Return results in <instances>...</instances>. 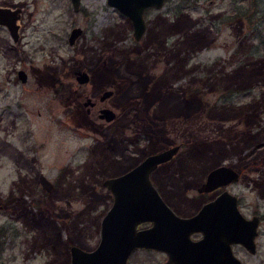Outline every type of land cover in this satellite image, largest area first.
<instances>
[{
	"label": "rangeland",
	"instance_id": "rangeland-1",
	"mask_svg": "<svg viewBox=\"0 0 264 264\" xmlns=\"http://www.w3.org/2000/svg\"><path fill=\"white\" fill-rule=\"evenodd\" d=\"M7 1L23 13L17 42L0 29V264H65L52 215L108 208L102 179L165 143L181 147L152 179L174 209L198 206L194 184L210 167L240 172L231 191L241 213L262 220L256 253L234 252L264 264V0H165L145 10L140 41L106 0H81L78 11L70 0ZM103 106L114 123L97 118Z\"/></svg>",
	"mask_w": 264,
	"mask_h": 264
},
{
	"label": "flooded vegetation",
	"instance_id": "flooded-vegetation-1",
	"mask_svg": "<svg viewBox=\"0 0 264 264\" xmlns=\"http://www.w3.org/2000/svg\"><path fill=\"white\" fill-rule=\"evenodd\" d=\"M213 2L214 0L209 1L210 4H213ZM80 3H81V0H80ZM0 8H10V9L19 8L20 9L19 19L21 18V15L23 13V9L21 7L16 6V5L15 6L10 5V3L7 0H4V1L0 0ZM79 9H80V4L78 7V10ZM19 19H17L16 21L17 24L19 25L18 39L13 40V38L11 37L14 42H17L20 37V32H19L20 24L18 22ZM72 28L70 29V31L72 30ZM0 29H3L7 33H9L8 28L4 24H0ZM70 31H69V34H70ZM19 70H23V69H18L16 71L17 78L20 80L18 76ZM78 71H85L89 75V73L84 69L75 70L73 75H74V79L77 82V84L79 85L88 84L90 82V75H89V80L87 83L80 84L76 80V72ZM24 73L26 74L25 71ZM26 80H27V74H26ZM25 82L21 81V83H25ZM106 90H112V89H106ZM106 90H104L101 93L99 97L100 101H104L105 99H107V98L101 99V96ZM84 105L85 106L88 105L91 108H95V102L90 97H86V100L84 101ZM90 107L87 108L88 109L87 112H89ZM104 108L112 109L109 106L101 107L98 110L97 118H99V114L101 110ZM112 110L116 113L114 109ZM116 116L113 119V121L110 123H107V125L114 123V121L116 120ZM100 120H103V119H100ZM104 145L103 144L101 145L102 149H105ZM168 146L170 145H167L165 147L156 148V150H151L143 158H145L149 154L161 151L167 148ZM27 151L28 153L30 152L29 150ZM31 155H30L31 157L34 156L33 154ZM34 158L35 156L32 159ZM171 159H169L166 162L158 163L157 166L149 174V178H150L152 185L155 187L159 196L167 205L168 203L163 199L162 194L160 193V190L154 184L152 177L156 172H158L162 168L164 164L170 162ZM140 161H138L136 164H134L130 168L128 169L126 168L124 171H122L119 174L104 177L102 179V182L106 178L117 177L129 171L130 169L135 167L137 164H139ZM218 166L220 165L210 167L206 172L201 173V176L199 177V181L196 184H194L195 190L197 192V197H199L197 201L198 206L196 208L187 209V210L182 211V210L174 209L170 207V205H168L170 209L172 210V212L178 218H180L179 220H175L172 217L166 215L165 214L166 212H164L163 210H156V209L146 210L144 211V213H146L148 217H144L142 219H138L135 217V214H136L135 211L119 210L116 213L118 216H120V218L118 220H115L109 226V225H106L104 219L106 215H108V213L111 212V210L109 209L110 206L108 208L101 209V210H89V209L79 210L76 214H72L71 211L69 210L68 212L70 213L66 214L65 218H62L61 214L54 213L51 218V228H52L53 238L58 241L59 240L64 241L68 245L67 257H65V264H72L71 248L73 246H76L82 249L83 251L94 250L102 239L104 227H108V226L112 228H116L118 230V233L120 232V234L118 235L119 245L121 244V241H123L124 245H128L127 244L128 242H132L136 240L137 242H144L146 244V245L136 246L134 249L128 252L126 259H125L127 264H198L199 262L205 263L206 261H208L209 256L211 257V261L213 262V264H216V263L218 264L220 262L222 263L226 255V247H225L224 240H227V235L223 236L222 234L216 233L217 221H219L217 220L216 215H222L223 213H225V211L221 209H218V210L217 209L201 210V209L204 204L215 199V197H217L223 191H228L229 193L235 195L237 208L241 213V210L238 204V197L236 194H234L231 191V186L233 185L234 182H236L239 179L240 172L233 168L238 173V179L236 181H231L227 185H224V186L220 185V186H217L209 190L204 189L203 186H204V183L206 182L207 175L210 173L211 170L215 169ZM58 174L59 175L56 177L57 182L59 180H64L66 178L64 176L65 173L59 172ZM111 198H112V195H111ZM111 203H112V199H111ZM0 206L3 207L2 205ZM201 212L203 214L197 216ZM133 214L134 216H132ZM210 215H214L215 217L212 218ZM196 216L197 218L191 224L189 221ZM254 216L258 218L257 235L255 237V248L257 250L256 238L259 235V225L262 220V217L257 214H252L250 217H246V216L244 217L251 219ZM212 230H215V231L213 232ZM88 231L95 232V233L93 232L94 234L90 236L91 238L96 237V241L92 246L91 245L87 246L88 244L84 246L82 242V241L85 242V240L88 238V235L84 233ZM235 246H239L245 249L240 244L230 243V248L234 254H235L234 252ZM236 257L238 256L236 255Z\"/></svg>",
	"mask_w": 264,
	"mask_h": 264
},
{
	"label": "water",
	"instance_id": "water-1",
	"mask_svg": "<svg viewBox=\"0 0 264 264\" xmlns=\"http://www.w3.org/2000/svg\"><path fill=\"white\" fill-rule=\"evenodd\" d=\"M164 2L165 0H106L107 5L115 7L129 20L135 41H140L146 31L145 9H159L164 5ZM71 3L73 9L77 11L80 0H71ZM19 11V8H0V24H4L8 28L13 40L18 39L19 25L16 21L20 17ZM81 32L82 29L80 27L72 28L67 39L68 43L70 45L73 44ZM18 76L22 82L26 81V74L23 70H19ZM76 80L80 84L87 83L89 75L85 71H78L76 72ZM113 93V90H106L101 96V99L108 98ZM115 116L116 113L109 108L102 109L99 114V118L107 123L112 122ZM180 146L181 144L179 143L173 144L161 151L149 154L129 171L117 177H110L103 180V186L112 195V203L109 207L111 212L104 219L106 225L110 226L111 223L120 218L116 213L119 210L135 211V217L138 219L148 217L144 213L146 210H163L166 212V215L173 219H180L161 199L149 178L150 172L157 164L166 162L174 157ZM237 179L238 173L233 168L223 164L210 171L203 188L209 190L220 185H227L229 182L236 181ZM209 209H221L225 211L222 215H216L217 220H219L217 221L216 233L222 234L223 236L227 235V240H224L226 247L225 259L222 263L220 262L218 264H242L231 250L230 243L240 244L249 253H255L258 218L256 216L251 219L245 218L237 208L235 195L228 191H223L215 199L204 204L201 210ZM201 214L203 213L201 212L197 216ZM197 216L188 221L192 224ZM210 216L212 218L215 217L214 215ZM109 226L104 227L102 239L94 250L83 251L76 246L71 248L72 264H127L125 259L128 252L136 246L146 245L144 242H137V240L128 242V245H124L123 241H121L119 245L118 235L120 232L118 233L116 228ZM212 231L214 232L215 230ZM198 264H213V262L209 256L208 261L205 263L199 262Z\"/></svg>",
	"mask_w": 264,
	"mask_h": 264
},
{
	"label": "trees",
	"instance_id": "trees-1",
	"mask_svg": "<svg viewBox=\"0 0 264 264\" xmlns=\"http://www.w3.org/2000/svg\"><path fill=\"white\" fill-rule=\"evenodd\" d=\"M166 144H167V143L163 144L162 146H161V145H159L158 147H165V146H166Z\"/></svg>",
	"mask_w": 264,
	"mask_h": 264
}]
</instances>
